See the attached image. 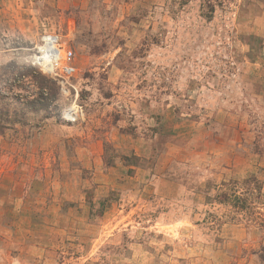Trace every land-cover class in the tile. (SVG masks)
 <instances>
[{"label": "rangeland", "instance_id": "obj_1", "mask_svg": "<svg viewBox=\"0 0 264 264\" xmlns=\"http://www.w3.org/2000/svg\"><path fill=\"white\" fill-rule=\"evenodd\" d=\"M45 34L66 82L34 62ZM263 247L264 0H0V264Z\"/></svg>", "mask_w": 264, "mask_h": 264}, {"label": "built area", "instance_id": "obj_2", "mask_svg": "<svg viewBox=\"0 0 264 264\" xmlns=\"http://www.w3.org/2000/svg\"><path fill=\"white\" fill-rule=\"evenodd\" d=\"M41 43L34 59L38 66L46 69L51 77L63 82L77 74L78 70L74 65L75 52L62 45L59 35L45 34Z\"/></svg>", "mask_w": 264, "mask_h": 264}, {"label": "trees", "instance_id": "obj_3", "mask_svg": "<svg viewBox=\"0 0 264 264\" xmlns=\"http://www.w3.org/2000/svg\"><path fill=\"white\" fill-rule=\"evenodd\" d=\"M246 192H247L246 194L248 196L247 199H243L242 197L237 196L236 194L231 195L233 197V201L235 202L236 207H239L241 209L245 208V205L247 204L248 199H249V195H251V193H252V188L250 186H248V189L246 190ZM259 261H260V264H264V247L259 252Z\"/></svg>", "mask_w": 264, "mask_h": 264}, {"label": "bare ground", "instance_id": "obj_4", "mask_svg": "<svg viewBox=\"0 0 264 264\" xmlns=\"http://www.w3.org/2000/svg\"><path fill=\"white\" fill-rule=\"evenodd\" d=\"M42 50H43V48H42Z\"/></svg>", "mask_w": 264, "mask_h": 264}]
</instances>
